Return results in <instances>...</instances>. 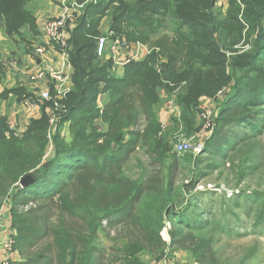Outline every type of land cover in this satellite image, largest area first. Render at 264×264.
Returning a JSON list of instances; mask_svg holds the SVG:
<instances>
[{"label": "trees", "instance_id": "16d2710c", "mask_svg": "<svg viewBox=\"0 0 264 264\" xmlns=\"http://www.w3.org/2000/svg\"><path fill=\"white\" fill-rule=\"evenodd\" d=\"M219 1L91 0L70 30L74 87L55 111V134L49 137L46 112L52 102L18 136L0 115V209L11 207L19 257L13 264H148L147 258L159 261L178 251L190 257L186 264H231L218 246L238 235L233 223L254 214V229L264 234V191L237 187L228 197L218 187L214 200L218 192L199 189L210 170H219L216 158L227 160L264 131V0H224L225 13L217 9ZM30 4L0 0V32L26 42L24 55L41 43ZM107 16L116 38L150 49L143 60L124 66L123 75L97 56ZM168 21L172 35L156 38ZM8 59L0 54V82L8 79ZM164 90L180 107L170 123L184 125L188 136L203 128L196 126L200 99L224 92L199 155L178 154L164 133L158 112ZM102 95L108 101L99 107ZM10 96L23 101L30 94L22 85L5 88L0 106ZM136 152L147 165L133 179L126 167ZM244 162L239 178L255 169ZM178 174H186L188 183ZM28 176L34 183L22 188L20 180ZM165 230L170 242L162 237Z\"/></svg>", "mask_w": 264, "mask_h": 264}, {"label": "built area", "instance_id": "2783aa9c", "mask_svg": "<svg viewBox=\"0 0 264 264\" xmlns=\"http://www.w3.org/2000/svg\"><path fill=\"white\" fill-rule=\"evenodd\" d=\"M91 0H60V12L56 18H48L40 26L41 43L34 47L30 55L32 60L26 64L25 68H19L18 61L8 59L5 63L8 79L12 76V71L23 76L22 84L29 85L32 96L26 97L20 106L23 110L40 111L44 103L52 102L54 108H48V115L51 123V133L49 137L57 131L56 123L58 117L55 111L61 106L59 102L66 98L73 90L74 68L70 62L68 44L71 39L70 30L73 29ZM150 54V49L142 43H130L125 39L116 38L114 33L107 28L97 40V56L104 61H112L115 70L124 68L130 62L143 60ZM222 94V93H220ZM205 106V107H204ZM200 119L204 125L199 134L204 138H209L213 132L214 125L212 117L214 112L211 103L204 105ZM212 109V111H211ZM171 117H180V108L175 98H168L163 110L161 124L163 131L165 125L169 123ZM27 127V126H26ZM18 129L16 125L10 124V130L18 136L26 130ZM205 144H199L198 154L203 152ZM192 148L189 143H178L174 150L178 154H185ZM5 203L0 209V245H3L6 255L0 260V264H13L17 259L15 250V231L11 228L10 211L6 213ZM164 264H173L171 255L166 252L162 257Z\"/></svg>", "mask_w": 264, "mask_h": 264}, {"label": "rangeland", "instance_id": "374dc122", "mask_svg": "<svg viewBox=\"0 0 264 264\" xmlns=\"http://www.w3.org/2000/svg\"><path fill=\"white\" fill-rule=\"evenodd\" d=\"M60 2V0H31V8L35 11L37 22H41L44 19H39V16L48 11L49 8H51L52 3L55 4V2ZM227 2L224 0H220L217 4V9H219L225 13L227 9ZM110 18L107 16L103 19L101 24V30L105 31L107 28H109ZM172 24L170 21L166 22V28L156 36L162 37L163 35H172ZM0 54L4 57H11L14 60H18L19 68H25L27 62H25L24 52L27 49L26 42L19 41L18 43H14L12 41H9L5 38L4 34L0 33ZM145 45V44H143ZM101 60V59H99ZM105 62L104 60H101ZM11 81L15 82V86H24L27 89H29V85L22 84L23 82V76L20 73L13 72L12 71ZM116 75H123V68L116 70ZM2 88H6V82H0ZM11 84V83H10ZM218 92L216 98H210V97H202L200 99V107L203 108L204 105L207 103H211L213 105L212 109L214 112V116L212 117L213 125L215 126L216 118L218 117L219 113V102L218 100H222L224 97V92ZM176 97V96H175ZM172 97V98H175ZM168 98H171L167 91H162V105L159 112V118L160 121L163 118V110L165 106V102ZM25 99V98H24ZM23 99V100H24ZM176 101V99H175ZM4 102V101H3ZM2 102V103H3ZM22 101L17 102L18 105L21 104ZM1 103V104H2ZM177 103V101H176ZM178 105V104H177ZM205 107V106H204ZM180 108V107H179ZM211 109V111H212ZM263 126H264V120H263ZM10 124V123H9ZM203 126L204 123L200 117L197 116V127L200 128V126ZM176 127V128H174ZM236 133H241L240 129L236 128ZM164 133L169 135V139L173 140L174 147L181 142H186L191 145L192 148L188 150L187 153H193L195 155H199L197 152L198 145L205 144L206 140L208 138H204L202 134H192L188 136L185 131L184 125L181 123L179 126L173 125V123H167L165 125ZM246 133L249 135H253L250 130H247ZM249 141H245L244 144L238 145L237 147L239 150L234 153L230 152L228 154V158L225 161H221L220 159L216 158L217 162L219 163V170H210V176L205 182L202 183V186L199 187V189L203 190L205 188L212 189L214 192H218L217 196H215L214 200L218 199V196L220 194L219 189H221L223 192L228 194V197L232 196L233 190L237 187L239 189H245L249 192L251 191H264V131L262 134L257 136H253ZM239 152V153H238ZM250 152V153H249ZM238 153V154H237ZM207 157V155H205ZM245 161V162H244ZM212 163V160H210ZM208 162V163H210ZM242 162L244 164H248L255 169L248 170L249 176L245 178H239L237 177V169L239 165H242ZM147 165V158L143 153L136 152L132 154L130 160L127 163V175L133 179H138L140 175L143 173V168ZM245 166V165H244ZM181 173V172H180ZM180 182L185 180V183H188L190 178L186 176V174H178ZM206 201V199H205ZM215 210H217V207H214ZM11 209V207H10ZM240 213V211H238ZM254 214H252L251 217L247 218L244 215L241 216V221L238 223H233V226H235V232L238 233V235H233L230 238H223L221 242L219 243V249L222 252V257L225 260H228L231 264H240L241 261L250 255L252 253V256L250 258H247L245 260L244 264H264V234H261V227L258 229H254ZM169 229L170 225L167 226ZM167 238L163 239L166 241H170V238L168 237L167 230L163 232ZM149 258H147L146 261H148Z\"/></svg>", "mask_w": 264, "mask_h": 264}, {"label": "crops", "instance_id": "0c3cea01", "mask_svg": "<svg viewBox=\"0 0 264 264\" xmlns=\"http://www.w3.org/2000/svg\"><path fill=\"white\" fill-rule=\"evenodd\" d=\"M52 7L48 9L45 13L39 16V19H44L40 23L37 22V25L40 30V26L43 21H45L48 18H56L59 15L60 12V4L59 1L55 2V4L52 3ZM41 32V31H40ZM104 32V30H103ZM1 33V32H0ZM6 38V37H5ZM7 39V38H6ZM41 39V36H40ZM1 40V38H0ZM25 62L29 63L32 58L30 54L24 55ZM6 88H14L15 87V82L11 81V78L7 79L6 81ZM11 83V84H10ZM1 84V83H0ZM5 88H2L0 85V94L4 91ZM30 96H32V91L30 89H27ZM29 96V97H30ZM162 97V93H161ZM108 101V97L106 95H102L98 98V104L99 107L104 106V104ZM18 99L16 96H10L8 100L4 101L1 106H0V115L1 116H6L8 118V122L12 125H16L18 129L24 130L25 127L29 124V122L32 119H39L41 117V110L40 111H34L32 109L30 110H19L20 106L17 104ZM46 112L48 113V108H46ZM68 125L65 128V135H68ZM5 211L6 213H9L10 211V205L5 206ZM169 237V236H168ZM170 242V241H167ZM6 255L5 249L3 245H0V260L4 259ZM18 256L16 261L18 260ZM172 259H173V264H186L189 262L190 257L188 256L187 253L185 252H174L172 254ZM148 264H164V259L161 258V260L156 261L154 258H149L148 259Z\"/></svg>", "mask_w": 264, "mask_h": 264}, {"label": "water", "instance_id": "95a60500", "mask_svg": "<svg viewBox=\"0 0 264 264\" xmlns=\"http://www.w3.org/2000/svg\"><path fill=\"white\" fill-rule=\"evenodd\" d=\"M166 79V78H165ZM34 183V179H32L31 177H23L21 180H20V183L19 185L22 187V188H27L29 187L30 185H32Z\"/></svg>", "mask_w": 264, "mask_h": 264}, {"label": "bare ground", "instance_id": "6f19581e", "mask_svg": "<svg viewBox=\"0 0 264 264\" xmlns=\"http://www.w3.org/2000/svg\"><path fill=\"white\" fill-rule=\"evenodd\" d=\"M162 236L164 237V238H167V236L164 234V233H162ZM167 240V239H166Z\"/></svg>", "mask_w": 264, "mask_h": 264}]
</instances>
